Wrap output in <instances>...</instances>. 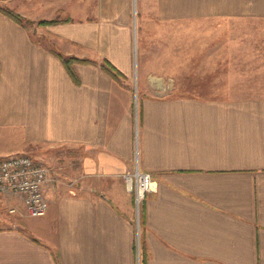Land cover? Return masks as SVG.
Masks as SVG:
<instances>
[{
    "label": "crops",
    "instance_id": "obj_1",
    "mask_svg": "<svg viewBox=\"0 0 264 264\" xmlns=\"http://www.w3.org/2000/svg\"><path fill=\"white\" fill-rule=\"evenodd\" d=\"M0 5V156L68 178L38 217L0 194V264H264V0ZM43 34L95 63L73 80Z\"/></svg>",
    "mask_w": 264,
    "mask_h": 264
},
{
    "label": "built area",
    "instance_id": "obj_2",
    "mask_svg": "<svg viewBox=\"0 0 264 264\" xmlns=\"http://www.w3.org/2000/svg\"><path fill=\"white\" fill-rule=\"evenodd\" d=\"M51 168L36 161L25 153L0 156V194H12L21 201L26 215L42 216L46 213L48 200L44 188L54 177ZM121 177L125 189L132 194L136 215L146 192L152 190V178L149 173L135 166L131 171L123 172ZM15 212L14 208L7 210Z\"/></svg>",
    "mask_w": 264,
    "mask_h": 264
},
{
    "label": "trees",
    "instance_id": "obj_3",
    "mask_svg": "<svg viewBox=\"0 0 264 264\" xmlns=\"http://www.w3.org/2000/svg\"><path fill=\"white\" fill-rule=\"evenodd\" d=\"M1 1V0H0ZM0 12L9 18H11L13 21L23 24V21L25 20L24 17H22L20 14L16 13L13 9L0 5ZM28 21V20H27ZM68 18L63 19H51V20H39L37 21L38 24L44 25V24H52V23H58V22H67ZM53 54H55L60 61L62 62L63 66L65 67L67 73L71 76V78L75 81H77L76 73L73 70V63H91L94 64L95 62L87 60V59H80L76 57H69V56H63L60 53L53 51ZM101 67L103 70L107 71L109 74L114 75V73H118L117 70L111 66L107 61L104 60V63H101Z\"/></svg>",
    "mask_w": 264,
    "mask_h": 264
},
{
    "label": "rangeland",
    "instance_id": "obj_4",
    "mask_svg": "<svg viewBox=\"0 0 264 264\" xmlns=\"http://www.w3.org/2000/svg\"><path fill=\"white\" fill-rule=\"evenodd\" d=\"M32 23L35 24V21H32ZM36 24L37 25H41V24H38V23H36ZM42 41L43 42L45 41V43L47 42V45L50 46V47H52V48H54L55 46L56 47L58 46V48H59L58 50L60 51L58 53H60L63 56H67L66 55V52H65V54L63 53V51H66L67 50L66 42L58 41L57 38H54V39L48 38L47 34H43ZM51 42H53V43H51ZM134 103H135V101H134ZM34 147H36L35 148V152H38L39 150H41V151L43 150L39 146H34ZM28 155L31 156V157H33L36 161L43 162V163L44 162L45 163H48L46 165H48L51 168V171H52V174L51 175H53V177H54V180H53L54 182L52 181L53 183H59V184H62L63 186H66L67 185L68 178L67 177H56L54 170L52 169L51 165H49L51 163L50 161H44L40 157H36V156L30 155V154H28ZM56 181H58V182H56ZM134 211H135V208H134ZM135 214H136V212H135Z\"/></svg>",
    "mask_w": 264,
    "mask_h": 264
}]
</instances>
